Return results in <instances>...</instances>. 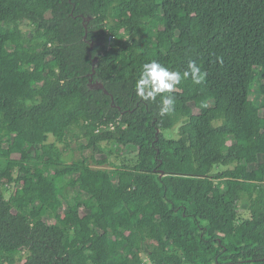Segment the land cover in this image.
Returning <instances> with one entry per match:
<instances>
[{
  "label": "trees",
  "instance_id": "1",
  "mask_svg": "<svg viewBox=\"0 0 264 264\" xmlns=\"http://www.w3.org/2000/svg\"><path fill=\"white\" fill-rule=\"evenodd\" d=\"M96 55L109 93L89 85ZM153 59L207 73L164 116L135 91ZM103 142L135 159L94 167L84 151ZM145 256L264 264V0H0V264Z\"/></svg>",
  "mask_w": 264,
  "mask_h": 264
},
{
  "label": "clouds",
  "instance_id": "2",
  "mask_svg": "<svg viewBox=\"0 0 264 264\" xmlns=\"http://www.w3.org/2000/svg\"><path fill=\"white\" fill-rule=\"evenodd\" d=\"M207 73L194 61H189L183 72L172 70L153 59L145 62L135 83L136 95L144 101H156L160 97V115L170 114L175 108V99L171 93L182 80L191 78L194 84H201ZM169 94V95H165Z\"/></svg>",
  "mask_w": 264,
  "mask_h": 264
},
{
  "label": "rangeland",
  "instance_id": "3",
  "mask_svg": "<svg viewBox=\"0 0 264 264\" xmlns=\"http://www.w3.org/2000/svg\"><path fill=\"white\" fill-rule=\"evenodd\" d=\"M166 10H168V7L166 8ZM22 29L27 32L30 33L32 28H33V22L28 20L22 23L21 25ZM114 41H112L111 43H109V41L107 40L108 44H112ZM179 126L177 125L174 128L168 129L165 131V135L169 138H178L179 137ZM77 128L75 129V132L77 133ZM81 137H75L72 141H71V148L67 149L64 152V157L66 159V161L71 162L74 158L78 157L80 155V152L78 150V141L81 140ZM63 147V145H61ZM84 153L88 156V157H96L97 159L102 160L103 165H98L97 163H92V165L94 167H102L105 169H114L115 166L121 161L122 158H124L125 156H129L132 159H135V154L133 153L132 149H121L120 147H116L115 145H113L112 143L109 142H103L100 143L92 148L86 149L84 151ZM227 166L221 165L219 167H217L214 171H220V170H224L226 169ZM53 193V191H52ZM11 194V191L8 190L7 191V195L9 196ZM250 202L248 199H243L240 200L237 204V208L240 212V215L242 217V219H246V218H250L251 217V211H250ZM147 257V256H145ZM17 264H22L21 262L17 263Z\"/></svg>",
  "mask_w": 264,
  "mask_h": 264
},
{
  "label": "water",
  "instance_id": "4",
  "mask_svg": "<svg viewBox=\"0 0 264 264\" xmlns=\"http://www.w3.org/2000/svg\"><path fill=\"white\" fill-rule=\"evenodd\" d=\"M92 18H94L93 16H87V17H84V22H85V26H86V28H87V22H89ZM87 35H88V32L86 33V36H85V38H87ZM106 42L104 41L103 42V44H105ZM94 43L93 42H91V48L93 49L94 48ZM98 62H99V57H98V55H96V56H94L93 57V65H94V71L92 72V74H91V78H90V82H89V85H90V87L91 88H96V89H102V90H104L106 93H109L108 92V90L106 89V87H105V85H104V83L102 82V81H96V80H94V78H93V76H94V73H95V70H96V65L98 64ZM159 132H160V130H159ZM162 174V176H164V172H162L161 173Z\"/></svg>",
  "mask_w": 264,
  "mask_h": 264
},
{
  "label": "built area",
  "instance_id": "5",
  "mask_svg": "<svg viewBox=\"0 0 264 264\" xmlns=\"http://www.w3.org/2000/svg\"><path fill=\"white\" fill-rule=\"evenodd\" d=\"M114 36H109L108 38H107V40L109 41V43H111L112 41H114ZM106 44H107V46H111V44H108L107 42H106ZM112 128H115L114 126H112ZM142 264H158V263H156V262H154V261H151L150 259H149V257H145L144 258V260H143V262H142Z\"/></svg>",
  "mask_w": 264,
  "mask_h": 264
}]
</instances>
